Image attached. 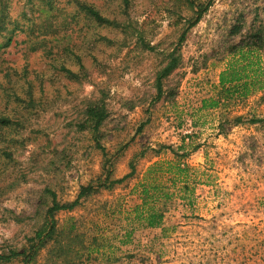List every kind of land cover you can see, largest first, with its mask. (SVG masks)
Here are the masks:
<instances>
[{"label":"rangeland","instance_id":"rangeland-1","mask_svg":"<svg viewBox=\"0 0 264 264\" xmlns=\"http://www.w3.org/2000/svg\"><path fill=\"white\" fill-rule=\"evenodd\" d=\"M5 1L9 19L25 23L39 15L44 0ZM67 1L55 0V5L63 8ZM85 1L126 21L128 30L125 35L121 29L78 21L83 30L73 38L83 43L84 70L66 57L78 78L55 67L42 50L30 53L24 34L0 50V95L2 84L9 79L17 83L25 70L36 97L41 89L45 93L20 125L3 130L0 255L26 245L43 220L47 189L61 202L74 201L82 186L103 174V153L77 123L86 100L106 96L109 118L102 145L114 163L112 179L130 173L134 157L145 154L132 178L57 215L61 222L70 217L82 221L87 245L97 239L100 252L82 264H264V124L253 122L264 119V51L251 50L257 84L248 98L222 100L214 109L203 104L219 97L220 76L235 60L232 52L247 54L251 35L264 30V0H200L212 4L180 47L181 65L165 80L169 94L160 102L154 99L157 73L192 10L175 7L176 0H130L126 14L120 0ZM134 29L142 31L154 51L136 46ZM6 107L0 103V110ZM237 116L247 121L235 125ZM183 145L179 153H187L184 162L191 168L190 198L180 194L170 201L162 227L134 224L126 237L128 214L139 203L137 186L150 166L175 160L173 151ZM162 146L168 149L157 153ZM0 264L24 263L19 258ZM38 264H46L45 250Z\"/></svg>","mask_w":264,"mask_h":264},{"label":"trees","instance_id":"trees-1","mask_svg":"<svg viewBox=\"0 0 264 264\" xmlns=\"http://www.w3.org/2000/svg\"><path fill=\"white\" fill-rule=\"evenodd\" d=\"M69 4H72L71 8L67 7ZM130 4V0H120L119 6L127 14ZM211 4V1L204 3L200 0H176L175 7L177 5L185 6L192 10L193 15L185 19L181 15H177L184 19L183 29L177 46L167 56V64L157 73L155 102L165 100L169 94L164 88V83L181 65L182 58L178 51L186 41L189 31L202 21ZM39 7H43L39 9V15L33 16V19L27 18L25 23H20L9 19V2L2 1L0 9V50L10 47L16 42V37L24 34L25 40L23 43L27 45L30 53L42 50L53 61L52 64L55 67H60L63 72L72 78H78V72L74 71L71 65H67L66 57L71 56L68 60L77 64L80 71L84 70L83 57L79 54L83 43H79L77 38H73L75 33H82L83 28L80 27L79 29L81 19L94 22L99 26L121 29L122 33L127 35L128 23L126 21L122 22L106 15L85 0H68L63 8L58 4L55 5V0H44ZM24 16L28 17L26 13H24ZM132 35L136 38V46L142 47L143 51L151 52L155 50L151 43L145 41L141 30L134 29ZM250 40L251 42L248 44L250 51L247 54L241 49L232 52L235 55V60L228 65L220 76L219 97L203 101L204 108H218L222 100L227 102L232 98L246 99L251 94L252 88H256L255 77L257 71L250 70L253 66L250 54L251 50L264 51V30H257L251 35ZM236 56L238 57L236 58ZM6 76L5 78H10L11 73L8 72ZM28 77V71L25 70L24 76L17 83H13V80L9 79L5 85L2 84L1 86L0 103H6L7 106L0 110V152H3V154L6 150L2 148L1 144L7 140L3 130L20 125L23 119L25 120V115L29 113V108H35L37 101L45 95L44 89H41L39 91L41 97H36L32 81H29ZM105 98L106 96L86 100L77 123L78 131H89L92 134L96 148L103 153V174L88 185L82 186L74 201L61 202L54 190L47 189L48 201L45 205L46 210L42 222L36 227L33 235L26 238V245L22 249H11L8 253L1 254L0 263H10L22 258L24 264H38L40 253L45 250L46 264H82L85 261L91 262L93 254L100 252L101 248L97 245L96 238H93L90 245L86 244L83 231L84 223L82 221L70 217L63 223L57 219V215L60 212L73 211L84 200L101 189L112 190L116 185L132 178L137 172L136 162L145 154L141 152L134 157L130 163V173L121 179H112L114 163L109 157L106 147L102 145L103 127L109 118ZM9 105L12 106L10 110L7 109ZM246 121L247 119L244 116L233 118L235 125ZM253 122L264 124V119H253ZM183 148L184 145L178 151H173L175 160L158 161L149 167L136 188L139 203L134 205L128 214L129 229L125 234L126 237H130L132 234L129 230H134V224H141L144 228L162 227L170 201L180 194H183L180 195L182 199L190 198V184L188 182L191 168L184 162L187 153L181 155L179 153ZM164 149H168V147L162 146L156 152L160 153ZM5 155L9 156L10 154L5 153Z\"/></svg>","mask_w":264,"mask_h":264}]
</instances>
